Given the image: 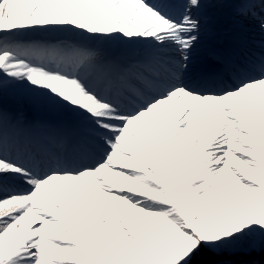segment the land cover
<instances>
[{
	"label": "snow or ice",
	"instance_id": "snow-or-ice-1",
	"mask_svg": "<svg viewBox=\"0 0 264 264\" xmlns=\"http://www.w3.org/2000/svg\"><path fill=\"white\" fill-rule=\"evenodd\" d=\"M208 4L261 41L194 73ZM205 253L264 257V0H0V264Z\"/></svg>",
	"mask_w": 264,
	"mask_h": 264
},
{
	"label": "bare ground",
	"instance_id": "bare-ground-1",
	"mask_svg": "<svg viewBox=\"0 0 264 264\" xmlns=\"http://www.w3.org/2000/svg\"><path fill=\"white\" fill-rule=\"evenodd\" d=\"M217 11H218L217 6L208 4L203 9H201V11L198 13L202 21H205V20L207 21V24L201 33L203 35H207L208 39H210L211 37L215 39L217 37V34H213L212 32L214 30H217L218 32L221 30L223 32L231 31V23H233L232 19L230 18L222 19L220 18V16L212 13V12H217ZM209 14H211L212 16H209ZM227 22H230V24ZM231 32H232L231 34H228V35L226 34L224 35V37H222L221 42L218 44L220 48L226 50L234 46L235 43L239 41L237 40V36L238 34H240V32H245L244 35L247 36V39L250 38L251 45L254 47L257 46L259 42L261 41V39L256 41L254 38H251L252 33H253L252 30L244 28V27H238L237 29H232ZM239 42L243 45L241 41ZM212 43H213L212 46H214L217 49L218 48L217 42L214 40ZM257 50H258V47H257ZM199 65H203L202 55L197 49H195L193 53L192 70H194L195 72H198L196 70H198Z\"/></svg>",
	"mask_w": 264,
	"mask_h": 264
},
{
	"label": "rangeland",
	"instance_id": "rangeland-1",
	"mask_svg": "<svg viewBox=\"0 0 264 264\" xmlns=\"http://www.w3.org/2000/svg\"><path fill=\"white\" fill-rule=\"evenodd\" d=\"M220 10H221L220 16L223 17L225 9L222 8V5L220 7ZM4 107L12 115L23 113L25 119L30 122L35 121V120H44L47 118L46 112H44L41 109L36 108L26 99L9 98L4 102ZM257 256H260V255H254L253 257H257ZM248 257L250 256L237 255V256L227 257L226 259L232 261L233 264H247L245 259H247Z\"/></svg>",
	"mask_w": 264,
	"mask_h": 264
},
{
	"label": "trees",
	"instance_id": "trees-1",
	"mask_svg": "<svg viewBox=\"0 0 264 264\" xmlns=\"http://www.w3.org/2000/svg\"><path fill=\"white\" fill-rule=\"evenodd\" d=\"M216 259H217V257H215L211 254L205 253L200 257L194 258L193 264H197V260L199 261V264H213V262ZM245 260H246V263L249 264V262L253 261V260L264 261V257H262L261 255L257 256V257L250 256Z\"/></svg>",
	"mask_w": 264,
	"mask_h": 264
}]
</instances>
